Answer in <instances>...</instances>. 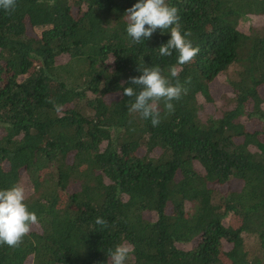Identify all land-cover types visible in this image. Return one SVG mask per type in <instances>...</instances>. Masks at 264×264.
<instances>
[{"label": "trees", "instance_id": "16d2710c", "mask_svg": "<svg viewBox=\"0 0 264 264\" xmlns=\"http://www.w3.org/2000/svg\"><path fill=\"white\" fill-rule=\"evenodd\" d=\"M135 2L0 9V188L39 218L0 264H110L118 243L125 264H264V0H166L199 47L183 65L159 54L169 33L131 42ZM143 61L188 89L155 127L123 93Z\"/></svg>", "mask_w": 264, "mask_h": 264}, {"label": "clouds", "instance_id": "9594fccd", "mask_svg": "<svg viewBox=\"0 0 264 264\" xmlns=\"http://www.w3.org/2000/svg\"><path fill=\"white\" fill-rule=\"evenodd\" d=\"M15 7L16 0H0V9L11 11ZM125 14L128 20L125 31L132 43L148 40L159 29L161 34H170L167 42L157 48L161 56H170L175 50L176 62L183 65L198 54L199 47L193 46L190 33L182 30L177 7L166 0H136ZM143 64L145 66L139 65L138 68L140 74L130 77L131 84L123 88V93L131 98L127 101L128 110L138 112L155 127L161 122L158 102L163 101L165 109L171 113L175 110L173 102L178 101L188 89L178 80L172 83L159 65L147 66L144 61ZM170 75L176 77L174 67ZM61 108V105H55L56 111ZM38 222L37 214L29 210L25 202V188L22 185L0 188V245L17 246L31 226ZM96 224L104 226L107 221L97 217ZM130 251L125 243L116 244L108 250L110 264H125Z\"/></svg>", "mask_w": 264, "mask_h": 264}, {"label": "rangeland", "instance_id": "374dc122", "mask_svg": "<svg viewBox=\"0 0 264 264\" xmlns=\"http://www.w3.org/2000/svg\"><path fill=\"white\" fill-rule=\"evenodd\" d=\"M30 33L33 34L32 30H30ZM237 71H238L237 66L231 67L230 70H229V77L230 78H235L236 74H237ZM225 80H226V78H222V79H220L219 81H217L216 83H214L212 85L213 96L217 100V102H219V104L222 103L223 95L227 94L230 91V89L227 86V84L223 82ZM262 94L264 95V89L262 90ZM114 98H118V96H116ZM206 112L208 114H210V115L216 114L217 113L216 107L213 106L212 104H209V105H207ZM241 187H242V184L239 181L233 180L229 184H227L225 186H221L219 188L223 192H230V191L240 190ZM35 228H37V227H34V229Z\"/></svg>", "mask_w": 264, "mask_h": 264}]
</instances>
